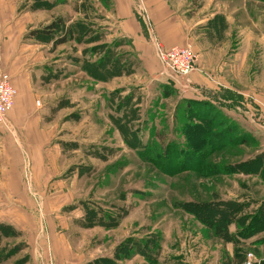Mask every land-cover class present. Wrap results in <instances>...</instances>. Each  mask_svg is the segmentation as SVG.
<instances>
[{"label":"rangeland","instance_id":"1","mask_svg":"<svg viewBox=\"0 0 264 264\" xmlns=\"http://www.w3.org/2000/svg\"><path fill=\"white\" fill-rule=\"evenodd\" d=\"M21 1L26 11L48 12L49 23H65L48 44L67 34L68 67L88 73L111 50L113 0ZM122 51L135 62V52ZM133 65L136 73L123 76L129 94L107 95L110 115L101 90L93 106L83 91L81 108L67 98L54 108L65 110L49 146L64 150L62 172H38L28 155L10 171L29 199L0 202V264H264V232L244 233L264 201V139L209 99L188 103L172 87L162 93L159 75Z\"/></svg>","mask_w":264,"mask_h":264},{"label":"crops","instance_id":"2","mask_svg":"<svg viewBox=\"0 0 264 264\" xmlns=\"http://www.w3.org/2000/svg\"><path fill=\"white\" fill-rule=\"evenodd\" d=\"M113 1L116 14L111 18L116 30L107 44L114 61L120 59L123 75L99 82L65 64L61 53L65 44L55 47L48 44L51 41L28 35L50 22L44 16L48 12L26 11L21 0H0V76L9 77L18 91L8 124L0 132V202H10L17 194L21 201L29 199L23 181L14 182L10 173L19 168L22 156L28 155L38 172L59 173L68 166L64 150L49 147L59 139L62 121L58 115L65 112L54 110L58 102L67 98L72 108H81L80 96L88 91L93 106L101 90L104 99L98 101L106 112L109 105L113 107L107 102L109 93L129 94L128 78L123 76L136 73V63L146 73L159 75L156 84L162 93L172 87L188 103L209 99L224 110L227 119L264 139V15L258 14V10L264 12L263 0H199L193 9V0ZM158 46H191L197 56L196 71L187 79L168 73L158 57ZM124 47L136 53H132L135 62H130ZM170 116L174 120L175 115Z\"/></svg>","mask_w":264,"mask_h":264},{"label":"trees","instance_id":"3","mask_svg":"<svg viewBox=\"0 0 264 264\" xmlns=\"http://www.w3.org/2000/svg\"><path fill=\"white\" fill-rule=\"evenodd\" d=\"M61 27L65 28V23L62 20L58 19L57 21H53L52 23H50L49 25L41 29L31 31L28 35L39 41L48 42V41L56 39V37L59 34L58 32L62 30ZM75 28L76 30L80 31L78 25H75ZM66 37L68 38L67 34L66 36L61 37L60 39L58 38L57 44L59 45L65 44L67 41ZM92 51L96 53V48H94ZM119 63H120V59H117L116 61H114L111 50H109L108 54H106V56L101 58L98 62L88 63L86 67V71L92 78L99 80V81H102V80L106 81L113 77L123 75L122 73H120L118 69ZM126 139H127V143H129L128 138ZM192 142L194 143L193 140ZM206 144H207V141L204 140L200 144L194 145L195 146L194 148L200 150ZM236 219L237 218L235 215L231 214L230 216H228V220H229L228 225L230 221L233 222ZM238 220H242V218ZM247 221H249L250 224L249 226H247V228L246 227L244 228L246 230L244 231V233L248 235L246 238H248L249 236L252 237L253 235L257 233L264 232V201L258 208L257 213L247 218ZM0 262H1V253H0Z\"/></svg>","mask_w":264,"mask_h":264},{"label":"built area","instance_id":"4","mask_svg":"<svg viewBox=\"0 0 264 264\" xmlns=\"http://www.w3.org/2000/svg\"><path fill=\"white\" fill-rule=\"evenodd\" d=\"M158 57L168 73L187 79L196 71L197 56L191 46H175L165 49L158 46ZM18 91L9 77L0 76V125L7 123L13 110Z\"/></svg>","mask_w":264,"mask_h":264}]
</instances>
